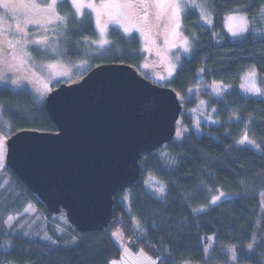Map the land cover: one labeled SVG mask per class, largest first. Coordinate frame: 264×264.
Returning <instances> with one entry per match:
<instances>
[{"label":"trees","instance_id":"trees-1","mask_svg":"<svg viewBox=\"0 0 264 264\" xmlns=\"http://www.w3.org/2000/svg\"><path fill=\"white\" fill-rule=\"evenodd\" d=\"M201 1L212 10V26L194 8L184 13L182 31L194 48L170 87L185 110L197 106V97H187L200 85L230 86L221 98L200 94L219 124H201L199 136L190 128L183 139L168 143L169 160L157 151L143 156L141 178L127 195L126 190L115 197L113 219L103 231L80 233L69 221L65 231L55 230L48 221L55 214L6 166L0 171V264H112L123 252L113 238L116 231L125 245L144 251L156 264H229L225 251L233 248L237 264H264V0ZM59 8L67 18L73 15L66 34L72 48L97 39L91 15L77 21L68 2ZM234 12L250 20L249 30L237 37L224 26ZM142 60L139 37L111 27L109 44L93 67L115 62L137 68ZM252 70L260 98L240 90L242 78ZM22 94L0 85L7 138L22 130L56 132L44 101L35 105ZM244 135L252 146L238 144ZM148 179L161 183L162 197L147 188ZM219 190L232 197L210 206ZM30 206L35 208L31 216L26 211ZM33 217L39 220L30 226Z\"/></svg>","mask_w":264,"mask_h":264},{"label":"water","instance_id":"water-1","mask_svg":"<svg viewBox=\"0 0 264 264\" xmlns=\"http://www.w3.org/2000/svg\"><path fill=\"white\" fill-rule=\"evenodd\" d=\"M56 132L22 130L7 140L6 166L51 214L80 233L103 231L115 197L141 178L140 160L174 140L178 94L126 63H103L45 97Z\"/></svg>","mask_w":264,"mask_h":264},{"label":"rangeland","instance_id":"rangeland-1","mask_svg":"<svg viewBox=\"0 0 264 264\" xmlns=\"http://www.w3.org/2000/svg\"><path fill=\"white\" fill-rule=\"evenodd\" d=\"M65 1L71 6L77 21L88 15L94 19L97 39L84 40L83 48L81 45L72 48L67 41V24L73 15L67 18L61 14L59 5ZM179 3L177 12L171 2L158 0H151L149 4L145 0H121L120 3H113L111 0H83L75 4L73 0H57L55 5H52V0H0V85L19 90L23 93L22 98L39 105L45 102L46 95L52 89L62 83L79 81L93 68L109 44L110 28L116 27L127 36L139 37L143 55V60L137 67L139 73L155 84L170 87L184 58L191 56L194 48L193 40L182 31L184 13L189 8L196 9L202 22L208 27L212 26L213 20L212 10L205 2L179 0ZM224 26L230 36L237 37L249 30L250 20L246 14L234 12L225 17ZM230 89V86L219 83L202 84L195 88L187 99L197 97L199 102L195 108L182 111L174 140L183 139L190 128L198 136L201 135V124L218 125L212 118L213 108L200 94L209 92L214 97L221 98ZM240 90L246 97L262 96L256 70L242 78ZM1 117L0 107V171L6 167L8 140L4 132L7 124ZM187 119L191 120V125ZM245 136L247 135L241 140ZM241 140L238 142L240 145H253L248 136L244 143H240ZM157 153L165 161L169 160L167 144L157 150ZM160 184L159 181L150 179L146 182L152 193L162 197L163 187ZM128 193L127 190L125 195ZM220 193H224V196L217 203L232 197L223 190L213 192L210 206L217 204H213L212 200ZM26 211L31 216L35 213V208L30 206ZM38 220L39 217H33L29 221L30 226L35 225ZM48 221L58 231H65L68 224L64 213L55 214ZM113 238L124 251L121 233L114 232ZM209 251L210 248L206 249L207 254ZM225 252L230 256L229 264H237V250L233 248ZM117 264H156V260L142 250L134 252L129 247L124 258ZM219 264L222 263L219 261Z\"/></svg>","mask_w":264,"mask_h":264},{"label":"snow or ice","instance_id":"snow-or-ice-1","mask_svg":"<svg viewBox=\"0 0 264 264\" xmlns=\"http://www.w3.org/2000/svg\"><path fill=\"white\" fill-rule=\"evenodd\" d=\"M57 2V0H52V5H55ZM83 2V0H73V3H81ZM111 2L113 3H120L121 0H111ZM158 2H165V3H168V2H171L173 5H174V8L175 10L178 12L179 11V8H180V3H179V0H158ZM235 35V33H233ZM13 83L15 84V81H13ZM245 140H247V136H245L244 140H241L240 143H244ZM162 191V190H161ZM224 196V193H220L219 196L215 197L213 200H212V203L213 204H216L217 201H219L221 199V197ZM112 264H116L115 261L112 262Z\"/></svg>","mask_w":264,"mask_h":264},{"label":"crops","instance_id":"crops-1","mask_svg":"<svg viewBox=\"0 0 264 264\" xmlns=\"http://www.w3.org/2000/svg\"><path fill=\"white\" fill-rule=\"evenodd\" d=\"M120 245V244H119ZM124 246V251L122 252V256H121V258L119 259V260H116V264L117 263H120V260L122 259V258H124V256H125V254L127 253V250H128V248H129V246H127V245H123ZM123 248V247H122ZM187 264H190V263H187Z\"/></svg>","mask_w":264,"mask_h":264},{"label":"flooded vegetation","instance_id":"flooded-vegetation-1","mask_svg":"<svg viewBox=\"0 0 264 264\" xmlns=\"http://www.w3.org/2000/svg\"><path fill=\"white\" fill-rule=\"evenodd\" d=\"M148 4H149V2L151 1V0H145Z\"/></svg>","mask_w":264,"mask_h":264},{"label":"built area","instance_id":"built-area-1","mask_svg":"<svg viewBox=\"0 0 264 264\" xmlns=\"http://www.w3.org/2000/svg\"><path fill=\"white\" fill-rule=\"evenodd\" d=\"M74 229V227H72Z\"/></svg>","mask_w":264,"mask_h":264}]
</instances>
